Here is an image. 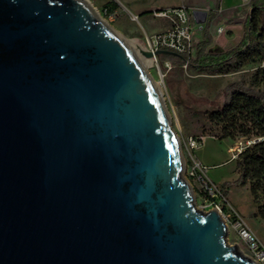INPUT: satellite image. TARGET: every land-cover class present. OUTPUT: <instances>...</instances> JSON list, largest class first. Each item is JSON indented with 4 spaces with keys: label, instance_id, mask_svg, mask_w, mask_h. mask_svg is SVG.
Returning <instances> with one entry per match:
<instances>
[{
    "label": "water",
    "instance_id": "95a60500",
    "mask_svg": "<svg viewBox=\"0 0 264 264\" xmlns=\"http://www.w3.org/2000/svg\"><path fill=\"white\" fill-rule=\"evenodd\" d=\"M228 234L196 206L156 82L92 4L0 0V264H258Z\"/></svg>",
    "mask_w": 264,
    "mask_h": 264
},
{
    "label": "rangeland",
    "instance_id": "374dc122",
    "mask_svg": "<svg viewBox=\"0 0 264 264\" xmlns=\"http://www.w3.org/2000/svg\"><path fill=\"white\" fill-rule=\"evenodd\" d=\"M98 12L100 18L107 21L121 36L135 40L139 50L148 48V38L165 28L164 20L153 16V11L185 5L201 9L209 13L216 11L215 4L208 5L211 0H88ZM115 1L118 7L112 8L110 2ZM240 3L236 8L216 11L209 23V33L213 38L211 46L217 50H230L240 42L244 24L251 12V0H224V6ZM207 21V24H208ZM207 26V25H206ZM225 27L224 34L218 35L217 29ZM206 28V27H205ZM202 34V33H201ZM201 34L199 35L201 37ZM198 36V38H199ZM196 39V42L198 40ZM197 45V44H196ZM197 48L192 54L190 67L186 70L173 60V68L165 73V67L159 59V67L151 59L146 65L147 70L156 82L166 104L172 128L181 145L184 158V174L190 182L199 209L209 210L212 206L199 196L200 182L194 180L187 173V156L184 140L188 136L208 137L207 112L222 106L226 97L228 84L237 83L264 93V60L249 62L242 68L229 73L209 74L201 73L193 65ZM142 55V54H141ZM142 58L145 59L144 55ZM247 139L236 140L209 136L201 145L197 154L209 166L208 177L214 181L223 192V184H227L228 196H221L220 202L224 219L228 224L229 245H238V249L245 255H251L248 244L242 239L239 228L250 229L264 245V218L257 214V205L253 200L249 186L238 185L239 172L237 159H231L229 147ZM224 194V193H223Z\"/></svg>",
    "mask_w": 264,
    "mask_h": 264
},
{
    "label": "trees",
    "instance_id": "16d2710c",
    "mask_svg": "<svg viewBox=\"0 0 264 264\" xmlns=\"http://www.w3.org/2000/svg\"><path fill=\"white\" fill-rule=\"evenodd\" d=\"M220 1L216 11L220 8ZM109 6L116 8L118 4L112 1ZM216 11L211 13L203 40L197 46L193 61L197 70L209 74L229 73L249 62L264 60V0H251V12L244 24L243 36L237 46L226 51L210 48L213 38L209 23ZM160 58H176L178 64L182 63V58L172 53H162ZM207 119L209 136L257 140L247 145L237 159V184L249 186L257 205L256 213L264 218V93L237 83L228 84L224 103L209 110ZM226 185H222L225 197L228 196Z\"/></svg>",
    "mask_w": 264,
    "mask_h": 264
},
{
    "label": "built area",
    "instance_id": "2783aa9c",
    "mask_svg": "<svg viewBox=\"0 0 264 264\" xmlns=\"http://www.w3.org/2000/svg\"><path fill=\"white\" fill-rule=\"evenodd\" d=\"M153 16L157 19H162L167 22V26L162 31L152 35L148 38V48L146 50L153 53L152 60L159 67V59L161 54H156L157 51L163 49L173 52L182 58V67L185 70L190 67V60L195 51L194 31L195 25L203 29V21L206 19L207 12L190 8L185 5H176L171 7L160 8L154 10ZM224 28L218 29L223 32ZM165 73L173 68V60L170 58L161 59ZM204 136H188L184 140V147L187 156V173L194 180L200 182L199 196L204 199L206 203L222 212L220 198L225 195L218 187V185L208 177L209 166L205 164L196 154V149L203 142ZM255 140H247L245 144L239 142L229 147L231 159L239 158L240 153ZM203 209V208H202ZM205 210V209H204ZM239 233L242 239L248 244L251 252V257L256 260L258 264H264V245L258 237L248 228H239Z\"/></svg>",
    "mask_w": 264,
    "mask_h": 264
},
{
    "label": "crops",
    "instance_id": "0c3cea01",
    "mask_svg": "<svg viewBox=\"0 0 264 264\" xmlns=\"http://www.w3.org/2000/svg\"><path fill=\"white\" fill-rule=\"evenodd\" d=\"M212 1V3L211 2H209V4L208 5H212V4H215V7L217 6V3H218V0H211ZM240 5V3H236V4H233V5H230V6H228V7H225L224 6V0H221L220 1V10L221 11H227V10H230V9H233V8H236L237 6H239ZM173 6V5H172ZM175 6V5H174ZM190 8H193V7H190ZM201 10V9H200ZM219 11V10H218ZM216 15H218V14H216ZM208 17H209V13L207 14V16H206V19L203 21V24H204V28L203 29H200V28H198V26H197V24L195 25V31H194V44H195V48H197V46H198V43L200 42V41H202L203 40V37H204V30H205V27H206V25H207V21H208ZM214 18V17H213ZM212 18V19H213ZM212 21V20H211ZM164 23H165V25L167 26V22L166 21H164ZM166 26H165V28H166ZM221 27H223L224 28V30H223V32H219L218 31V29L219 28H221ZM164 28V29H165ZM218 29H217V31H218V35H222V34H224V31H225V27L224 26H220ZM163 30V29H162ZM161 30V31H162ZM202 33V34H201ZM201 34V37L199 36ZM198 36H199V38H198ZM198 38V40H197V42H196V39ZM213 43V42H212ZM197 44V45H196ZM212 45V44H211ZM216 48V47H214V46H210V48ZM234 48V47H233ZM221 51H223V50H221ZM224 51H226V50H224ZM209 137V136H208ZM208 137H204V139H203V142L200 144V146L201 145H203V143L205 142V140L208 138ZM199 146V147H200ZM198 147V148H199ZM198 148L196 149V154H197V150H198ZM197 156L199 157V155L197 154ZM200 158V157H199ZM201 159V158H200ZM202 160V159H201ZM203 161V160H202ZM204 162V161H203Z\"/></svg>",
    "mask_w": 264,
    "mask_h": 264
},
{
    "label": "bare ground",
    "instance_id": "6f19581e",
    "mask_svg": "<svg viewBox=\"0 0 264 264\" xmlns=\"http://www.w3.org/2000/svg\"><path fill=\"white\" fill-rule=\"evenodd\" d=\"M96 11V9H95ZM96 14L98 15L99 19L104 22L105 24H107L109 27H111V25L107 22V21H104L100 18L98 12L96 11ZM112 28V27H111ZM113 29V28H112ZM114 30V29H113ZM123 40L124 42L132 49V51L138 56V58L142 61V63L144 64V66L146 67V65L151 61V57H146L144 55V52L145 51H148V50H142L140 51L139 50V47L140 45L135 41V40H129V39H126L124 38L123 36H121L116 30H114ZM144 55L145 59L142 58V55ZM184 157V156H183Z\"/></svg>",
    "mask_w": 264,
    "mask_h": 264
}]
</instances>
